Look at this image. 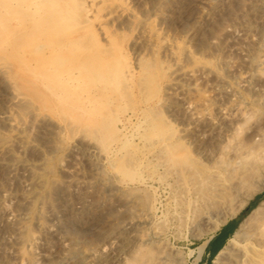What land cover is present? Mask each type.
Returning a JSON list of instances; mask_svg holds the SVG:
<instances>
[{"label":"rangeland","instance_id":"1","mask_svg":"<svg viewBox=\"0 0 264 264\" xmlns=\"http://www.w3.org/2000/svg\"><path fill=\"white\" fill-rule=\"evenodd\" d=\"M261 134L264 0H0V264H128L150 234L211 264L264 199Z\"/></svg>","mask_w":264,"mask_h":264},{"label":"bare ground","instance_id":"2","mask_svg":"<svg viewBox=\"0 0 264 264\" xmlns=\"http://www.w3.org/2000/svg\"><path fill=\"white\" fill-rule=\"evenodd\" d=\"M103 121H104V119H102L101 122H103ZM94 124H96V123H94ZM97 125H96V127H97ZM99 125H98V128H99ZM102 125H103V123L100 126L102 127ZM103 128H104V125H103ZM261 139L264 140V135H262V134H261ZM174 144H176V143H174ZM182 150H184V149H182ZM177 158H178V156H177ZM177 158L175 157V159H177ZM178 159H180V158H178ZM120 165H122V164H120ZM195 165H196V163H195ZM182 166L184 167V165H182ZM183 167H182V169H183ZM189 167H191V166L189 165ZM189 167L188 168L186 167L187 169L185 168L182 170V173H184V178L186 179V184H188V186H191L190 188L192 189V193L197 198H199L201 208L205 211H206V209L209 210L215 203L213 204L211 201H209L210 198L213 197V194L211 197V191L209 188L211 185H209V180H208L209 177L206 174L207 170L206 169L197 170L196 168L194 169V168H189ZM248 169H249V171L247 172L248 176L245 175V177H248L247 178V184L248 183L250 184V181L252 179L259 176L260 173L264 172V156L259 157V154H258L257 160L255 161L254 164H251L248 167ZM249 188H251V187H249ZM253 192H254V189H253ZM250 197H251V194L245 198L244 202L241 203L240 207H238V209L236 211H234V213H236L239 210V208L246 205L247 201H249ZM208 210H207V212H208ZM205 211H204V213H205ZM144 235H145V233H144ZM144 237H145L144 240L141 241V243L137 246V249L134 251L135 252L134 255L128 261V264H172L173 263V261H174L173 259L175 258L173 252H171L169 250L165 251V249H163V247L151 249V247L154 245L153 244L154 241L157 239L156 235L150 234V235H146ZM157 240L159 241V239H157ZM205 244H206V241L201 243L196 248L197 258H199L200 255L202 254L204 247H205ZM153 248H154V246H153ZM174 262H176V261H174ZM211 264H264V199L259 201L258 204L247 213V215L244 217V219L242 220V222L240 223L238 228L230 235L229 238H227L226 243L213 256V258L211 260Z\"/></svg>","mask_w":264,"mask_h":264},{"label":"trees","instance_id":"3","mask_svg":"<svg viewBox=\"0 0 264 264\" xmlns=\"http://www.w3.org/2000/svg\"><path fill=\"white\" fill-rule=\"evenodd\" d=\"M223 236H221L220 238L216 239V240H211L208 243L207 246V251L209 253V256H214L216 254V252L220 249L222 241H223Z\"/></svg>","mask_w":264,"mask_h":264}]
</instances>
